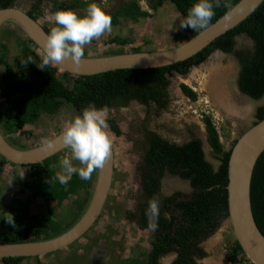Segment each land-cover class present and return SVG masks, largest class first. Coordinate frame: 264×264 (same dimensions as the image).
<instances>
[{"label":"trees","instance_id":"trees-1","mask_svg":"<svg viewBox=\"0 0 264 264\" xmlns=\"http://www.w3.org/2000/svg\"><path fill=\"white\" fill-rule=\"evenodd\" d=\"M15 1L0 0V8L15 6ZM237 1L220 0V6L215 8L216 14L209 24ZM40 2L41 0H34L32 10L26 12L34 20H37L38 13L35 11H38ZM165 2L173 6L184 20L196 0H149V7L156 11ZM87 4L85 0H71L67 4L54 1L52 9L56 12ZM108 15L111 16L112 25L116 26L121 19L137 22L150 14L141 9L136 0H129ZM3 27L9 30L8 36L15 37L18 52L10 59V48L3 38L0 39V66L3 68L0 73V132L9 143L19 148H26V145L16 139L15 134L22 131L25 124H34L42 114L51 115L66 104L75 108L79 114L91 104L102 109L113 104L125 106L132 100L144 105L155 103L160 108L165 107L168 101L169 72L186 75L193 66L205 61L216 50L233 52L235 37L240 34L249 37L253 45L245 52H235L240 64L238 89L253 99L264 97V0L243 21L184 61L154 68L115 69L94 75L76 76L64 71L58 73L59 69L51 63L41 69L38 65L42 63V52L32 40L12 23H6L1 28ZM43 27L48 35L53 28ZM199 30L188 28L189 33L186 34L190 35H186V38L195 35ZM107 41L120 45L123 49L122 46L128 43L129 38L116 35ZM130 51L141 50L135 47ZM122 52L119 50L115 54ZM70 76L73 77L72 80ZM180 90L191 101L196 100V92L188 85L180 84ZM262 118L264 103L257 107L252 124ZM202 122L207 142L219 160L217 167L206 159L200 139L194 137L185 143L176 144L163 140L154 133L150 135L151 146L145 151L144 159L138 165L144 199L137 211L128 213L127 218L136 219L141 227H149L146 216L149 201L154 197L160 199L158 228L154 230L152 250L148 254V258L153 259L150 264L159 254L169 252L177 254L173 264H199L196 259L206 255L199 244L212 236L228 216L225 187L231 148L224 150L219 132L210 116L203 114ZM108 124L112 131L120 134L113 120H108ZM235 141L236 139L233 144ZM60 155L59 152L42 163L23 165L29 171L26 178L20 179L18 189L19 193L27 195L24 198H12L1 205V242L46 240L63 233L80 218L91 197L97 171L90 180L84 181L78 175H73L67 185H61L56 179V165ZM5 163L7 161L0 155V179ZM166 173L188 181L191 191L163 195L161 179ZM38 196L44 198L47 206L50 201H56L55 206L48 207L45 213H30V203ZM65 200H70L68 211L73 216L70 223L62 226L60 220L56 219L55 212ZM250 200L255 222L264 235V150L252 172ZM227 242L229 261L233 264H253L234 238H227ZM27 258L32 257H4L0 259V264H18ZM126 264L144 263L132 259Z\"/></svg>","mask_w":264,"mask_h":264},{"label":"rangeland","instance_id":"rangeland-1","mask_svg":"<svg viewBox=\"0 0 264 264\" xmlns=\"http://www.w3.org/2000/svg\"><path fill=\"white\" fill-rule=\"evenodd\" d=\"M54 1L67 4L71 0H41L39 9L35 12L38 13L37 20L39 23L47 28L56 25L53 20L55 12L52 9ZM127 1L129 0H85L88 3L87 5L71 10L78 15H85L88 6L96 3L107 14H111L119 5L125 4ZM136 1L150 14L139 23L141 29L136 30L134 23L121 19L119 26L117 25L118 27L112 25V31L107 33L108 35L129 36L131 37L132 47H138L139 50L170 48L190 35L186 34L189 33L187 29L180 28V23L183 20L169 3L165 2L158 10L153 11L149 7V0ZM33 2L34 0H16L15 6L27 12L32 10ZM147 29L151 31L150 34ZM8 32L7 27L1 28L0 39L3 38V41L7 42L10 48L9 58L11 59L12 55L18 52V49L15 45V37L8 36ZM106 37L107 35L104 34L93 41L100 43L102 42L101 38ZM252 45L253 41L249 37L240 34L235 37L233 52L225 53L216 50L205 61L193 66L186 75H180L175 71L169 72L167 74L168 101L163 108L153 103L149 105L132 103L124 108L106 109L108 115L115 114L119 118L118 123L122 133L119 137L111 135L114 151V173L105 213L99 218L97 224L93 225L92 230L86 233L87 236L85 234L84 238L81 237L74 245L46 254L45 259H43L44 262L47 260L49 264H90V261L93 260L92 254L98 255V253L103 252L107 254V250L109 253L112 246H118L117 258H119L135 253L136 250L132 249L133 245H147L150 231L139 229L136 224L129 223L123 218L126 207L131 210L134 207L133 202L137 199V193L140 191L137 166L143 150H138L137 147L144 142L142 139H145L146 135L152 131L176 144L185 143L195 137L202 142L206 159L214 167H217L219 160L207 142L202 115L207 114L210 116L217 127L224 150H229L234 140L255 121L256 109L264 103V97L253 99L239 91L237 77L240 64L235 54V52L250 50ZM91 46V48L85 47L87 55L115 54L119 50L130 51L132 48L129 44L124 45V49L105 44L100 48H97L98 44ZM2 69L0 66V73ZM213 77H217V80L220 81L230 104L241 108L248 107L249 110L244 115L238 116V114L234 115L227 112L223 104L216 99L210 85V78ZM69 78L70 80L73 79L72 76ZM180 84H186L196 92L197 98L195 101H191L182 93ZM49 121L47 118H40L34 124H26L22 131L15 134V138L24 143L26 147L35 146L36 143H44L53 135L51 128L49 129ZM70 155V149H65L60 157L64 158ZM74 165L77 167L82 166L76 161H74ZM27 169L28 167L17 164L5 163L3 165L0 179V213L2 211L1 205L6 203L14 194L17 198H24L27 195L19 193L17 184L19 179L26 178ZM61 172V163H58L56 175ZM174 191L189 193L191 188L187 181L182 180L177 175L166 173L162 179L161 192L171 194ZM39 200L36 206L31 208L32 212H40L47 207L41 199ZM15 205L19 206V203ZM69 205L70 200H65L61 207L57 209L56 219L60 220L62 226L72 220V212L68 211ZM42 213L45 212L42 211ZM98 231L106 233L101 236L97 235ZM227 238L233 239V235L228 223L223 222L221 227L201 244L207 252L201 262L204 264L211 262V264L217 262H220V264H233L228 258L227 243L225 241ZM87 240H91V243H93L91 245L94 246L93 249L83 245ZM100 242L102 244H99ZM81 251L83 253L79 254ZM28 262L34 264V260H28ZM92 264L107 263L95 261Z\"/></svg>","mask_w":264,"mask_h":264},{"label":"water","instance_id":"water-1","mask_svg":"<svg viewBox=\"0 0 264 264\" xmlns=\"http://www.w3.org/2000/svg\"><path fill=\"white\" fill-rule=\"evenodd\" d=\"M263 0H238L228 11L206 28L186 38L177 45L153 51H124L116 54L84 55L73 63L64 60L51 63L60 71L72 75H94L122 68H154L184 61L201 51L213 40L230 30ZM12 23L43 53L48 33L45 28L24 10L16 6L0 8V28ZM61 130L44 143L19 148L9 143L0 132V155L17 165L42 163L64 149ZM110 137L109 133L107 132ZM111 139V138H110ZM264 150V118L247 128L232 145L227 164V222L233 238L239 243L248 260L253 264H264V235L259 230L251 208L250 184L255 163ZM114 152L101 169L96 172L91 197L80 218L66 231L46 240L6 243L0 241V259L4 257L43 256L66 248L78 240L96 221L108 197L113 178Z\"/></svg>","mask_w":264,"mask_h":264},{"label":"clouds","instance_id":"clouds-1","mask_svg":"<svg viewBox=\"0 0 264 264\" xmlns=\"http://www.w3.org/2000/svg\"><path fill=\"white\" fill-rule=\"evenodd\" d=\"M219 6L220 0H196L180 28L194 31L206 28ZM53 20L57 26L51 29L44 45L42 63L38 65L41 69L64 60L78 64L85 55L86 45L112 31L111 16L96 3L88 6L85 15L60 9L54 13ZM108 118L106 109L88 107L67 122L62 138L71 155L61 160L62 172L56 177L61 185H67L73 175L84 181L90 180L93 173L104 166L112 146L106 131ZM74 161L82 166H75ZM146 216L149 228L156 230L160 217L159 197L149 201Z\"/></svg>","mask_w":264,"mask_h":264},{"label":"flooded vegetation","instance_id":"flooded-vegetation-1","mask_svg":"<svg viewBox=\"0 0 264 264\" xmlns=\"http://www.w3.org/2000/svg\"><path fill=\"white\" fill-rule=\"evenodd\" d=\"M147 31L149 32V34H150V30H148L147 29ZM147 32V33H148ZM143 36V35H142ZM128 37V36H127ZM129 38V40H130V43H131V37H128ZM101 40H102V42H95V41H93L92 43H91V45L93 44V45H96V44H98L99 46L97 47V48H100L103 44H105V45H115V43H108V41H107V39L106 38H101ZM90 44H88V45H86V46H89ZM117 45V44H116ZM120 46V45H119ZM92 47V46H91ZM115 47V46H114ZM132 48H135V47H132ZM131 48V49H132ZM58 73H61V71L60 72H58ZM132 103H137V104H142V103H140V102H138V101H136V100H132V101H130L127 105H125V106H121V105H116V104H113V105H111L110 107H104V108H102V109H111V108H117V107H121V108H124V107H127V106H129L130 104H132ZM154 105H155V103H153ZM142 105H144V104H142ZM90 107H94L93 106V104H91V106ZM79 113L77 112V110L75 109V108H73L72 106H70L69 104H66V105H64V106H62V107H60V109L58 110V111H56L55 113H53V114H51V115H47V114H42L40 117H39V119L40 118H47L48 120H50L49 121V123H50V127H49V129L51 128V132L53 133V135L50 137V138H52L54 135H56L57 133H59L61 130H63L64 129V127L66 126V124H67V122L72 118V117H74V116H76V115H78ZM108 120H113L115 123H116V125L118 126V128H119V130H120V134H116L114 131H112L111 130V128H110V126H109V124H108V128H107V132L109 133V135H110V138H112L111 137V135L113 136V137H119V136H121V133H122V130H121V127H120V125H119V123H118V120H119V118L115 115V114H112L111 116L110 115H108ZM38 119V120H39ZM26 125V124H25ZM24 125V126H25ZM55 128H56V130H55ZM55 130V131H54ZM148 133V132H147ZM152 133H154V134H156L158 137H160L161 139H163V140H166V141H168V142H171V141H169V140H167L166 138H164L163 136H161L159 133H157V132H149L147 135H146V138L145 139H142V141H144L143 143H141L140 144V146H138L137 147V149L138 150H143V154H142V156H141V159H140V161H139V163H138V165L143 161V159H144V155H145V151L147 150V149H149L150 148V135L152 134ZM20 135H21V133H19ZM19 136V135H18ZM152 137V136H151ZM49 138V139H50ZM48 139V140H49ZM171 143H173V142H171ZM39 143H36V145H38ZM41 144V143H40ZM68 148H66V150H67ZM65 151V149L63 150V151H61L60 153H61V155L63 154V152ZM114 152V151H113ZM58 154V153H57ZM63 159V157H58V160H57V164L58 163H61V160ZM23 166V165H22ZM57 166V165H56ZM27 171H29L28 169H27ZM137 171H138V175H139V183H140V191L137 193L138 195H137V199L133 202V204H134V207L132 208V210L131 209H129L128 207H126V209H125V211H124V215H123V218H125V220H127V222H129V223H134V224H136L137 225V228H139V229H143V230H149L150 231V234H149V239H148V241H147V245L146 244H141L140 246H137V245H133V244H131V245H133L132 246V249H135L134 251H135V253H133V254H128L127 256H125V257H119V258H117V251H118V249H117V245H115V246H112V248H111V250L109 251V253H108V250H107V254H106V252H103V253H98V255L97 254H92L93 255V260H91L90 262V264H92V263H94L95 261H98V262H104V263H107V264H126V263H128V261L129 260H132V259H134V260H137V261H142L144 264H150L149 262L150 261H152L153 259H149L148 258V254L151 252V250H152V236H153V234H154V230L153 229H151V228H149V227H141L139 224H138V222H137V220L135 219V220H130L129 218H127V214L128 213H135L136 211H137V208L141 205V203L143 202V199H144V194H143V190H142V186H141V175H140V171H139V169H138V166H137ZM113 173H114V165H113ZM164 177V176H163ZM163 177H162V179H163ZM22 179H24V178H22ZM162 179H161V183H162ZM112 180H113V178H112ZM182 180H184V179H182ZM19 181H20V179H19ZM19 181H18V183H19ZM186 181V180H185ZM188 182V181H187ZM17 183V184H18ZM112 184V183H111ZM174 192H176V191H174ZM173 192V193H174ZM25 194V193H24ZM172 194V193H171ZM171 194H164L163 193V195H171ZM12 198H17L16 196H15V194L10 198V199H12ZM108 198V197H107ZM9 199V200H10ZM39 199H41V201L44 203V198L43 197H40V196H38V197H35V198H33L32 199V201H31V203H30V213H42V211L43 212H46L48 209V207H51V206H55V204H56V201H50L49 202V204H48V206L45 208V210H42V211H40V212H32L31 211V208L33 207H35L36 206V204H37V202H39L40 200ZM9 200H7V201H9ZM64 202V201H63ZM63 202H62V204H63ZM32 204H34L33 206H32ZM106 204H107V199H106V201H105V203H104V206H103V208H102V211L100 212V214H99V216H98V218L96 219V221L94 222V224L93 225H96L97 224V221L99 220V218H101V216L105 213V207H106ZM45 205V204H44ZM56 209H58V208H56ZM55 213H57V210H56V212ZM107 213V212H106ZM58 214V213H57ZM117 217V216H116ZM93 225L85 232V233H83V235L81 236V237H83L87 232H90L91 230H92V227H93ZM106 232H104V231H98V234L97 235H101V236H104V234H105ZM86 236H87V234H86ZM80 237V238H81ZM79 238V239H80ZM84 238V237H83ZM78 239V240H79ZM78 240H76V241H78ZM223 240H224V238H223ZM76 241H74L72 244L74 245V243L76 242ZM105 241V240H104ZM205 241V240H204ZM204 241H202L199 245L202 247V249L206 252V250L203 248V246L201 245ZM226 241V243H227V247H228V242H227V239L225 240ZM81 242V241H80ZM98 242V241H97ZM72 244H70V245H72ZM91 244H93V243H91V240H87L86 241V243H83V245L85 246V245H87V247H91L92 249H93V247L94 246H92ZM99 244H102L101 242L99 243ZM104 246V245H103ZM101 251H103V250H101ZM95 252V251H94ZM83 253V251H81L79 254H82ZM207 253V252H206ZM176 256H177V254L175 253V252H169V253H166V254H159L155 259H154V262L153 263H151V264H173V262L175 261V259H176ZM206 256V255H205ZM205 256L204 257H202V258H198V259H196L197 260V262L199 263V264H204V263H202L201 261L205 258ZM43 259H45V255H43V256H38V258H35V256H33L32 258H27V259H25V260H22L21 262H19L18 264H31L30 262H28V260H34V264H49V261H43ZM127 261V262H126ZM212 263V262H211Z\"/></svg>","mask_w":264,"mask_h":264},{"label":"bare ground","instance_id":"bare-ground-1","mask_svg":"<svg viewBox=\"0 0 264 264\" xmlns=\"http://www.w3.org/2000/svg\"><path fill=\"white\" fill-rule=\"evenodd\" d=\"M220 81L217 80V77H213V78H210V85L213 89V92L215 94V97L216 99L221 102V104H223V107L225 108V110L229 113H232V114H238L239 115H244L249 109L248 107L246 108H241V107H236L232 104L229 103V100L228 98L226 97L225 93H224V90L223 88L221 87L220 85ZM222 107V108H223ZM208 264H211V263H208ZM213 264H220V262H217V263H213Z\"/></svg>","mask_w":264,"mask_h":264},{"label":"crops","instance_id":"crops-1","mask_svg":"<svg viewBox=\"0 0 264 264\" xmlns=\"http://www.w3.org/2000/svg\"><path fill=\"white\" fill-rule=\"evenodd\" d=\"M140 6V5H139ZM140 8L141 9H143V10H145L144 8H142L141 6H140ZM147 11V10H146ZM143 18H140V20H138L137 22H132V21H130L129 19H126V20H128L130 23H134V25H136V30L137 29H141V27H140V25L141 24H139L140 22H141V20H142ZM122 20H124V19H122ZM121 21V20H120ZM119 26V25H118ZM117 25H116V27H118ZM105 35H107V37H106V39H108V38H110V37H112V36H116L117 34H115V35H112V36H110V35H108L107 33L105 34ZM121 36V35H120ZM122 36H125V35H122ZM125 37H127V36H125ZM129 37V36H128ZM93 42V41H92ZM91 42V43H92ZM96 42V41H95ZM91 43H90V45L89 46H85V47H89V48H91ZM127 44H129L131 47H132V44L130 43V40L128 41V43H126L125 45H127ZM93 45V44H92ZM116 48H118V47H121V46H119V45H114ZM123 47V49H124V45L122 46ZM154 49H151V50H141V51H153ZM158 50V49H157ZM126 51H129V50H126ZM124 52V51H123Z\"/></svg>","mask_w":264,"mask_h":264},{"label":"built area","instance_id":"built-area-1","mask_svg":"<svg viewBox=\"0 0 264 264\" xmlns=\"http://www.w3.org/2000/svg\"><path fill=\"white\" fill-rule=\"evenodd\" d=\"M215 125V124H214ZM216 127V126H215ZM216 129H217V127H216Z\"/></svg>","mask_w":264,"mask_h":264}]
</instances>
